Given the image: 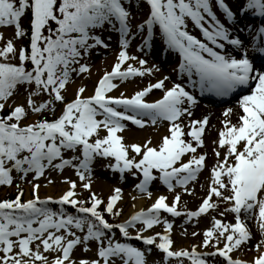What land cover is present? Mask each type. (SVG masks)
Segmentation results:
<instances>
[{
  "label": "snow or ice",
  "instance_id": "snow-or-ice-1",
  "mask_svg": "<svg viewBox=\"0 0 264 264\" xmlns=\"http://www.w3.org/2000/svg\"><path fill=\"white\" fill-rule=\"evenodd\" d=\"M145 7L147 12L141 18L138 13ZM248 15L264 18V0H239L235 8L227 0H0V26L14 27L13 39L5 40L0 33V186L13 184V173L21 180L30 174L38 179L48 169L70 166L84 182L83 188L91 190L93 164L102 158L110 161L106 167L121 177L130 174L139 179L136 189L149 198V186L157 179L169 191L179 185L188 192L190 182L206 167L207 153L197 155V151L205 146L209 123L208 117L192 120L190 131L185 132L182 118L191 117L198 102L188 86L201 94H237L241 110L238 123L231 119L236 115L232 107L223 113L226 119L215 151L217 163L211 170L209 194L198 211H180V194L171 204L161 195L150 209L114 224L105 218V212L122 214L123 209L117 207L122 200L120 187L107 202L91 192L89 206L88 200L78 198L74 180L65 181L70 189L59 200H42L40 185L33 184L35 199L23 202L21 190L16 199L0 201V264H115L116 260L146 264L151 247L142 249L127 242L133 240L155 246L169 264L173 258L177 264H183L185 258L191 264H210L211 257H222L224 264H249L234 258L233 253L254 238L247 220L255 219L264 233V66L255 64L256 58H264V19L259 25H241ZM25 17L28 28L22 26ZM189 22L201 38L192 33ZM105 28L118 34L114 69L99 81L93 96L86 97V88L80 87L75 99L68 102L65 93L72 75L87 73L90 68L81 60L86 61L91 50L109 47L99 34ZM25 37L29 44L18 48L16 41ZM156 37L162 42L159 47L163 53L177 55L173 72L178 78L185 77L187 85L172 82L169 86V76L165 75L132 97L110 95L120 87L116 80L159 71L155 64L145 67L146 59L127 52L133 38L140 39L137 48L142 50L150 49ZM106 39L110 41L111 36ZM249 46L253 57L249 56ZM129 60L139 67L128 64L122 70ZM20 88L26 90V102L14 104L13 110L3 115ZM154 89L162 90L163 97L149 102ZM245 89L249 94H243ZM44 94L49 98L40 100ZM57 102L64 104L58 118L23 124L29 112L54 113ZM158 121L170 124L169 135L159 147L153 146L151 139L144 144L126 143V122L143 128ZM101 131L106 135L101 136ZM221 150L227 154L222 155ZM65 152H71V157L65 158ZM188 154L191 158L184 162ZM214 197L217 202H213ZM220 200L226 207L219 214H234L236 223L216 219L204 232L202 245L176 250L173 222L162 219V213L199 218L218 210ZM50 203L60 205V210L49 207ZM65 205L75 207L78 214H68ZM159 224L165 226L163 233L145 235ZM134 228L135 236L130 232ZM114 230H119L124 242L116 238ZM93 242L96 258H72L75 247L82 245L88 251ZM210 246L215 251H199ZM255 248L257 256L252 264H264V239ZM49 252L55 254L52 261L45 255Z\"/></svg>",
  "mask_w": 264,
  "mask_h": 264
},
{
  "label": "rangeland",
  "instance_id": "rangeland-1",
  "mask_svg": "<svg viewBox=\"0 0 264 264\" xmlns=\"http://www.w3.org/2000/svg\"><path fill=\"white\" fill-rule=\"evenodd\" d=\"M232 0H227L230 4ZM147 12V8H143V10L138 13V15L142 18L144 13ZM189 28L194 35H197L198 38H201V34L198 29H196L191 22H189ZM0 33H3L4 39H13L14 38V27L13 26H0ZM102 38H105L106 43L109 44L108 48L98 47L94 50H91L90 55L87 60H81V63L87 62L90 65L89 71L84 74L76 75L73 74L66 88V99L68 102H71L76 97L77 90L80 87H85L86 91L84 95L86 97H91L95 94V90L98 87L99 81L103 78V76L113 71L114 65L117 62L119 46H118V34L113 32L111 29L105 28L102 32L99 33ZM111 36V40H107L106 38ZM2 43V42H0ZM17 47H24L23 40L19 39L16 41ZM162 42L159 40V37H156V43L150 49H142L138 50L137 45L140 44L139 38H133L130 41L129 47L127 48V52L130 56H136L137 58H144L148 61L147 66H151L155 64L159 71H154L151 75H146L144 77H129L126 81L116 80L115 83L119 84L120 87L115 90L110 95L120 96L122 93L126 94L128 97H132L136 92L143 90L148 84L155 83L158 79L163 76H169V81H166V84H170L172 82H181L187 85V80L185 77H177V74L173 72V69L176 67V61L178 59L176 54L172 56H168L160 49V44ZM249 56L252 57L251 47L248 48ZM13 62L18 63V58H12ZM109 60L110 63L108 62ZM107 68L105 64H107ZM131 64L135 67H139L136 61L129 60L126 62L122 70L127 68V65ZM190 90L194 91V94L197 96L198 89H191V86H188ZM162 90L154 89L152 93H150L147 98L149 102H155L156 100L163 97ZM26 90L20 88L15 95L8 101L3 110V115L6 112H11L13 110L14 104H23L26 102ZM46 94L42 95L39 99L44 100L48 99ZM153 100V101H152ZM197 105L192 108L193 115L191 117L185 116L183 119V126L185 132H189L190 125L192 120H202L204 117H208V128L207 133L204 137L205 146L202 148H198L197 155L207 153L208 159L206 161L207 167H205L201 173L200 177L195 181L191 182L188 186L189 191L185 192L184 188L177 185L173 191H167L164 187H162L161 182L154 181L150 186L149 190L152 192V197L149 198L147 194L139 192L135 185L137 184V178L133 177L130 174L124 175L121 177L120 175L113 172L110 168L106 167L108 163L97 164L94 162L93 171L90 175V179L92 181L91 190L83 188V181L79 179L76 175V170L70 166H66L63 170H53L48 169L45 171V174L38 179H34L33 175H28L25 179L21 180L14 175V183L11 186H0V201H3L8 194H13L15 191L22 188L24 192V196L27 200L35 199V193L33 190V184H39V195L41 199H51V200H59L62 196L70 189V184L66 183V180H74L77 183V193L78 198L82 200H88L91 198V192H95L106 202L110 199L112 195H114V189L116 187H120L122 189V200L118 202L117 207L123 209V215L121 216V221L126 222L131 219L133 215H135L139 211H145L150 209L159 196L164 195L168 197V203L171 204L174 202V198L176 194L181 195V202L179 206V210L182 212H191L198 211L199 207L202 205L203 200L207 198L209 194V188L211 186V177H212V169L216 166L217 157L215 156V151L218 149V141L221 139L220 133L224 131V120L226 119L223 115L224 110L221 107H218L210 102L199 100L197 98ZM236 107V106H235ZM64 108V104L59 102L55 105V114L50 115L49 119L58 118L62 114V109ZM235 109V108H234ZM45 118V113L43 114H34L29 112L27 119L23 121L24 125L29 123L39 121ZM215 118V119H214ZM216 124L214 123V121ZM127 127L125 131H130L132 133V137L126 139V143H141L144 144L149 139L152 140L153 146L159 147L163 142V137L169 135V127L170 124L167 121H158L156 125H152L151 123L147 124L143 128H137L135 125L131 124V122H126ZM124 131V132H125ZM101 136L106 135V132L101 131ZM186 139L191 141V137L187 136ZM195 146V145H194ZM222 155H226V150H221ZM78 154V153H77ZM72 153L68 154L70 158ZM134 155V153H133ZM191 158V154H188L184 157V162H187ZM49 180L52 183H49ZM31 181V183H29ZM17 185L19 187H17ZM101 185L102 187L98 186ZM135 197V199H134ZM218 198L214 197L213 202H217ZM220 207L218 210H212L210 213L206 215H202L199 218L189 219L187 216L181 217H170L166 214L162 215V219L166 218L173 222V230H172V238L174 240V248L179 250L181 248L184 249H192L195 248L196 245H202L205 239L204 232L211 228L216 219H221L225 223H236L235 216L232 213H225L221 216L219 213L224 212L226 207L224 201L220 200ZM111 218V217H110ZM116 220V219H114ZM248 226L250 227L253 233V239L242 245L241 248L233 253L234 258L244 259L252 264L251 254H257L255 245L260 242L261 239H264V233L260 232L258 229V224L255 219L247 220ZM141 227V225H137V228ZM164 225L159 224L154 226L153 229L148 230L145 235H155L156 233L164 232ZM78 235H81L79 230H75ZM115 236L117 239H121L123 241L121 233L119 230H115ZM130 232L133 236L136 235V229H130ZM199 233L197 236H193L192 233ZM133 243L134 246L141 247L142 249H147L151 247V252L146 253V264H169L167 260L164 258V254L158 250L155 246H147L144 245L141 241L133 240L128 241ZM223 247V243L221 244ZM199 251H215L211 246L209 249H204L201 247ZM96 245L95 243L89 244V250L85 251L82 245H78L75 247L72 255V258L75 260L80 259H94L96 258ZM48 256L49 261H52L55 258L54 253H45ZM115 264H121L119 260H116ZM171 264H177L175 258L171 260ZM183 264H191V261L184 259ZM210 264H224L223 258L211 257Z\"/></svg>",
  "mask_w": 264,
  "mask_h": 264
},
{
  "label": "bare ground",
  "instance_id": "bare-ground-1",
  "mask_svg": "<svg viewBox=\"0 0 264 264\" xmlns=\"http://www.w3.org/2000/svg\"><path fill=\"white\" fill-rule=\"evenodd\" d=\"M110 61H111V60H109L108 62L110 63ZM108 62H107V64H105V67H104L103 69L107 68V66L109 65ZM234 112L236 113V115H233V116L231 117V119H232L233 123H238L239 121H238V118H237V117H238V115L241 113V110H240V109H235ZM214 119H215V118H214ZM214 119H213V121H214ZM214 123L216 124L215 121H214ZM123 135L126 136L127 138L132 137V133H131L130 131H125V132H123ZM97 186H98V185H97ZM99 187H102V186L99 185L98 188H99ZM256 256H257V254L252 253V254H251V258H252L251 260L253 261V260L256 258Z\"/></svg>",
  "mask_w": 264,
  "mask_h": 264
},
{
  "label": "trees",
  "instance_id": "trees-1",
  "mask_svg": "<svg viewBox=\"0 0 264 264\" xmlns=\"http://www.w3.org/2000/svg\"><path fill=\"white\" fill-rule=\"evenodd\" d=\"M29 25V24H28ZM26 28H28V26L26 27ZM25 45H28V43H29V39H28V37H25Z\"/></svg>",
  "mask_w": 264,
  "mask_h": 264
}]
</instances>
